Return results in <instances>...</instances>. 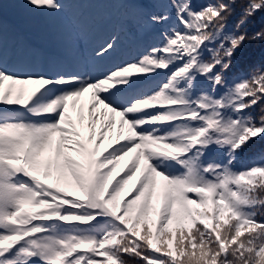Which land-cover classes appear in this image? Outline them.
Segmentation results:
<instances>
[{"label": "snow or ice", "instance_id": "snow-or-ice-1", "mask_svg": "<svg viewBox=\"0 0 264 264\" xmlns=\"http://www.w3.org/2000/svg\"><path fill=\"white\" fill-rule=\"evenodd\" d=\"M171 5L158 45L98 76L0 63V264H264V149L236 163L264 139V64L226 76L264 0Z\"/></svg>", "mask_w": 264, "mask_h": 264}, {"label": "rangeland", "instance_id": "rangeland-1", "mask_svg": "<svg viewBox=\"0 0 264 264\" xmlns=\"http://www.w3.org/2000/svg\"><path fill=\"white\" fill-rule=\"evenodd\" d=\"M20 2H23L26 4V0H20ZM61 2L65 4L64 0H62ZM69 5L73 6L72 4H69ZM73 9L74 8L66 9V6H64V8L59 10V11L53 10V11H46V12L38 13L37 11H34L28 7V10H29V12H31V14H29L27 18H34L36 20L40 19V21L44 25V28H43L44 32H48L50 29H56L57 30L56 34H58V35L63 34L64 31L66 33H70L72 23L83 22L84 24H87L89 26V24H88V22H86V20L82 19L81 17H79L78 15H76L72 12ZM76 10H80V7H78V9H76ZM74 12H76V11H74ZM143 16H145L143 13H138L136 15V18H134L135 22H140L142 20ZM47 21H49L51 23V25H49V23ZM121 25L124 28H123V30L118 32V30H119L118 27H120ZM95 30H96V27L90 28V31H95ZM128 30H131V28H129ZM128 30L126 28V23L123 22V19H121L119 21V26H117V28H114L112 30L108 29L103 33L102 36H100L99 40L95 39L94 42L95 43L99 42L100 46L105 44V42H114L115 47L107 55H105L103 57H100L98 55H94L93 58L97 60V63L93 64V65H89V64L83 65L81 67V75H83V76H98L101 73L106 72L114 64L121 63L122 61L120 59H117V58L108 62V58L113 56V52L117 47L121 46L124 42H126V40H128V38L126 37ZM88 34H90V33H88ZM89 39L92 40L91 37ZM129 56L134 58V52L131 53L129 51ZM79 59L87 61L89 59V55L87 53H85ZM101 64L104 65L103 69L99 68V66Z\"/></svg>", "mask_w": 264, "mask_h": 264}, {"label": "trees", "instance_id": "trees-1", "mask_svg": "<svg viewBox=\"0 0 264 264\" xmlns=\"http://www.w3.org/2000/svg\"><path fill=\"white\" fill-rule=\"evenodd\" d=\"M239 8H240V6L238 5V6H237V11H239ZM233 15H234V14H233ZM233 15H232L231 17H233Z\"/></svg>", "mask_w": 264, "mask_h": 264}]
</instances>
